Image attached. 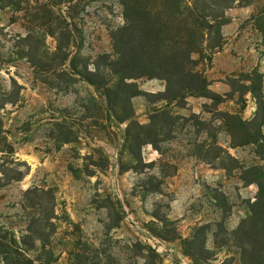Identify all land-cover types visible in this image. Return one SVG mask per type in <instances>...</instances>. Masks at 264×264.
Instances as JSON below:
<instances>
[{
    "label": "rangeland",
    "instance_id": "rangeland-1",
    "mask_svg": "<svg viewBox=\"0 0 264 264\" xmlns=\"http://www.w3.org/2000/svg\"><path fill=\"white\" fill-rule=\"evenodd\" d=\"M244 1L225 10L221 39L195 25L207 35L193 69L217 97L165 100L164 80L109 69L119 0H0V228L43 238L34 264H241L235 233L258 191L244 178L264 172L251 20L264 0Z\"/></svg>",
    "mask_w": 264,
    "mask_h": 264
},
{
    "label": "trees",
    "instance_id": "trees-1",
    "mask_svg": "<svg viewBox=\"0 0 264 264\" xmlns=\"http://www.w3.org/2000/svg\"><path fill=\"white\" fill-rule=\"evenodd\" d=\"M119 1L125 23L111 33L118 58L108 64L109 69L120 74L123 79L147 77L164 80L167 85L166 93L163 94L165 100L191 93L208 94L215 99L217 96L207 90L203 76L193 69L195 60L191 55L200 53V46L196 43L207 35V32L199 30L195 25L205 21L207 27L213 28L216 37L221 39L220 27L228 22L225 10L235 3L249 2L215 0L198 9L193 0ZM251 20L260 32L264 45V6ZM168 43H172L170 45L174 48L169 49ZM118 63H123V66L119 68ZM72 70L81 75L84 81L97 87L87 74L77 72L73 66ZM246 81L250 82L247 91L256 100L259 112L263 103L260 74L253 71L246 77ZM105 90L109 91V88ZM253 141L258 142L257 139L250 142ZM252 170L256 178L252 181L244 178V181L255 183L258 191L254 201L249 204L248 217L241 221L235 235L240 239L237 246L241 264H264V172ZM31 234L33 231L27 228L26 233L17 241L7 230L0 228V264H34L36 260L28 257L26 252L35 248L36 241L44 249L45 242L43 238ZM187 242L183 240L182 243ZM186 254L197 264L195 256ZM50 261L52 259L44 264ZM220 264L230 263L223 261Z\"/></svg>",
    "mask_w": 264,
    "mask_h": 264
}]
</instances>
